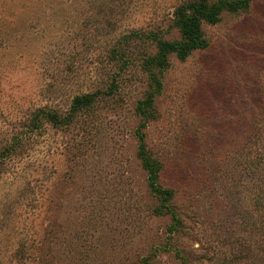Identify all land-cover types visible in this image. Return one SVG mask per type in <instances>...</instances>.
<instances>
[{"label":"rangeland","instance_id":"rangeland-1","mask_svg":"<svg viewBox=\"0 0 264 264\" xmlns=\"http://www.w3.org/2000/svg\"><path fill=\"white\" fill-rule=\"evenodd\" d=\"M0 264H264V0H0Z\"/></svg>","mask_w":264,"mask_h":264},{"label":"trees","instance_id":"trees-1","mask_svg":"<svg viewBox=\"0 0 264 264\" xmlns=\"http://www.w3.org/2000/svg\"><path fill=\"white\" fill-rule=\"evenodd\" d=\"M201 12V11H200ZM214 13L212 11H209L207 13H197L195 16H191V18H185L184 13H179L178 17H179V21L182 24V27L184 28V33H187L188 39L191 41V44H194V39L198 36V27H199V19L198 16L201 15L203 18H205L208 21H212L215 19ZM185 33V34H186ZM160 44H163V42H160ZM164 46H161V48H163ZM168 50H175L177 51V53L181 56H184L187 53V48H189L188 46L184 47V44L182 45H176V44H172L169 45V47H166ZM88 96L87 95H83L76 97L75 99L78 98L79 99H86ZM49 118L52 120H56L57 121V115L55 113H51L49 115Z\"/></svg>","mask_w":264,"mask_h":264}]
</instances>
